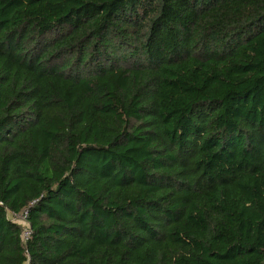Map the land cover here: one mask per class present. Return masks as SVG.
<instances>
[{
    "label": "trees",
    "instance_id": "1",
    "mask_svg": "<svg viewBox=\"0 0 264 264\" xmlns=\"http://www.w3.org/2000/svg\"><path fill=\"white\" fill-rule=\"evenodd\" d=\"M0 264H264V0H0Z\"/></svg>",
    "mask_w": 264,
    "mask_h": 264
},
{
    "label": "built area",
    "instance_id": "2",
    "mask_svg": "<svg viewBox=\"0 0 264 264\" xmlns=\"http://www.w3.org/2000/svg\"><path fill=\"white\" fill-rule=\"evenodd\" d=\"M9 217L14 219L15 221H18L19 223H21L25 227L23 236H24L25 240L28 239V237L30 235V231H29V225L27 222V213L24 212L21 214H16V213L10 212Z\"/></svg>",
    "mask_w": 264,
    "mask_h": 264
}]
</instances>
